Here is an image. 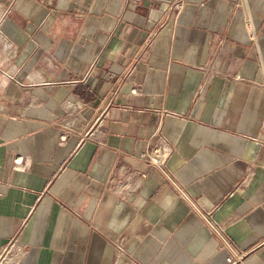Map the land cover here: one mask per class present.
Instances as JSON below:
<instances>
[{
  "label": "crops",
  "instance_id": "crops-1",
  "mask_svg": "<svg viewBox=\"0 0 264 264\" xmlns=\"http://www.w3.org/2000/svg\"><path fill=\"white\" fill-rule=\"evenodd\" d=\"M0 264H264V0H0Z\"/></svg>",
  "mask_w": 264,
  "mask_h": 264
},
{
  "label": "built area",
  "instance_id": "built-area-1",
  "mask_svg": "<svg viewBox=\"0 0 264 264\" xmlns=\"http://www.w3.org/2000/svg\"><path fill=\"white\" fill-rule=\"evenodd\" d=\"M176 6L179 7L180 4H176ZM245 26H246V31H247L248 36L253 40L256 39V28H255L252 17L247 18ZM102 115L96 119L95 123H99L101 121ZM169 153H170V150L168 148L157 146L151 152H149L148 154H145L144 158L148 162L154 165H157L159 167H162L166 163V158L168 157ZM228 261L230 263L236 262V260L233 257H228Z\"/></svg>",
  "mask_w": 264,
  "mask_h": 264
}]
</instances>
